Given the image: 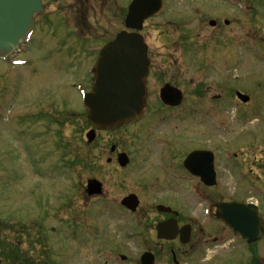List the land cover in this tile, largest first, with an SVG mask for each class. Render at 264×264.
<instances>
[{
    "label": "rangeland",
    "instance_id": "1",
    "mask_svg": "<svg viewBox=\"0 0 264 264\" xmlns=\"http://www.w3.org/2000/svg\"><path fill=\"white\" fill-rule=\"evenodd\" d=\"M41 1L47 8L36 18L40 24L37 29L49 23L41 29L44 33L35 34L31 51L16 59L27 65L12 67L0 61V219L6 218L4 225L0 224V244L16 246L21 257L28 261L122 264L120 260L116 262L114 253L110 252L116 250L118 243L124 254L131 253L135 257V246L146 244L142 240L148 239V230L141 225L140 229L129 230L134 235H142L141 238H126L128 218L119 217L115 212L120 210L106 205L107 201L81 200L82 183L85 186L87 180L98 177L109 198L137 191L144 210L153 211V204L163 192L170 193L172 189L148 188L137 179H128L126 189L112 188V170L100 166L105 164L108 154L100 157V162H96V154L109 152L111 145H117L120 151L131 152L137 159L136 152H157L156 135L145 131L147 125L140 123L117 132L97 133L91 144L86 143L85 135L90 128L74 86L82 85L85 90L88 87L87 76L95 54L123 29L127 0H115L109 11H94L92 6L97 8L94 1L89 2L88 10L82 8L81 20L88 21L92 31L89 30L90 38H85L83 43L80 41L81 44L75 42L79 35L74 38L69 35L61 18H68V9L67 20H75L76 15L71 10L73 0ZM263 1L164 0L161 14L144 28L146 44L155 53H172L175 47H180L179 53L185 45L183 37H188L185 43L192 46L195 60L186 52L180 63L181 70L190 75L195 65L196 73L201 62L205 71L195 74L197 82L203 80L208 85L223 81L226 84V107L197 109L195 116L200 117L201 112L202 117L208 118L209 145L228 154V167L223 170L226 199L257 203L262 207V214L264 185L251 186L254 179L243 176L253 177L255 173L264 184ZM56 6L57 12H53ZM225 19L229 22L226 27L222 25ZM210 20L219 24L216 30L208 26ZM88 54L94 57H86ZM190 88L187 87L189 92ZM236 91L248 95L250 102L239 103ZM43 113H48V119H42ZM223 122L225 124L221 125ZM243 154L248 156L244 162ZM249 158L254 163H248ZM138 175L144 180L147 174L138 172ZM184 192L190 194L188 189ZM92 205L103 208L95 209ZM105 207L109 209L106 212ZM207 207L195 204L194 213L202 212L204 216ZM137 219L133 218L130 223L134 226L140 221ZM38 222L45 225V235L43 229L38 230L41 229L36 226ZM23 224L28 226H24V231ZM202 225L209 234L221 232L222 227L216 221ZM98 246L105 248L101 251ZM250 250L264 260V240L251 248L236 240L216 253H200L202 258L206 254L210 256L207 263L195 256L186 264H251L247 258ZM0 260L7 263L1 256Z\"/></svg>",
    "mask_w": 264,
    "mask_h": 264
},
{
    "label": "flooded vegetation",
    "instance_id": "2",
    "mask_svg": "<svg viewBox=\"0 0 264 264\" xmlns=\"http://www.w3.org/2000/svg\"><path fill=\"white\" fill-rule=\"evenodd\" d=\"M90 1L97 3V8H93L92 6L94 11H97V9L103 11L108 9L107 11H109V8L112 7L115 2V0H73L71 10L76 15L73 22L67 20L69 16L68 9L66 8L68 18L62 16L63 22L66 24L69 35L73 36V38L79 35L75 39V42L79 44H81V42L83 43V40L86 38L84 37V33L86 32L84 29H90V26L85 23L84 19L81 20V10L82 8L88 10ZM78 18H80L79 24ZM36 23L38 27L39 22L37 19ZM144 31L145 30H143V35L145 37ZM145 33L147 32L145 31ZM175 48L176 50L172 51V53H155L152 52V49L148 45V95L144 115L139 123L129 125V127H131L138 126L140 123H145L147 128L144 130H149L152 136L156 135L155 147L157 148V152H136L137 159H135L131 152H119L118 146L115 145L117 150L115 152H99L98 155L96 154V162H100L98 161L99 158L108 154V156L105 157V164L100 166L112 170L110 179L113 182V189H126V183H129L128 179H137L143 186H147L148 188L172 189L170 193L169 191L163 192V196L159 197L160 202L158 204L170 207L173 211L178 213L175 219L177 220L179 228L183 226L190 227V244L183 246L180 244L179 239L173 242L158 240L155 242L152 241L153 238H151L152 240H145V248L141 249V253H150L153 256L154 264H173L174 260L186 257L190 250L200 243H203L205 249H208L207 243L210 241L224 242V237L226 235H221V232H230L227 227L221 226L220 235H218V233L214 235L207 233L202 228V223L204 222L203 213H194V207L195 204L207 205L209 210L208 221H211L215 219L214 212L217 204L234 201L232 199H226V193L223 187V170L228 167L226 164L228 163V154L227 152H219L216 147L212 148V146L209 145V143H211V132L207 121L208 118L206 116L202 117L201 112L199 114L200 117L195 116V111H197V109L226 107L228 102L226 84L223 81H220L218 84L210 83L208 85H205L203 80H198L197 82L195 74L197 75L199 71H205V69H203L204 63L201 62L198 65V73L194 72V61L193 71L190 75H187L185 71L181 70L180 63L186 52L190 54L192 58L195 57L191 52L193 48L190 45H182V51L179 53H177V50H179L180 47ZM199 77L201 76L199 75ZM165 86L170 87L169 89L180 91L182 94V101L179 105H173L171 107L161 102L159 93ZM187 87H191L190 92ZM224 124L225 122L221 125ZM178 136L186 138L180 139ZM121 153L126 154L129 160V164L124 168H121L117 163V156ZM193 153L194 155H191ZM196 154L197 156H195ZM190 155L191 158L188 161L187 167H185L183 163ZM243 157H245V159L242 160L244 162L248 156L243 154L241 158ZM248 163H254V161L250 159ZM250 166L254 167L253 165ZM138 172L147 174L144 175V180L141 178V175L137 176ZM250 172L253 171L250 169ZM134 173L137 174L132 176ZM197 173H203L204 181L200 175H196ZM243 177L248 180L253 178V184L257 182L258 184L264 185L263 180L260 179L261 177L255 173H253V177ZM97 180L103 185V194L99 197H92V199L85 197V195H83L85 191L84 185L82 184L81 189H83V192H81V200L84 201L86 198V200L90 201H107L105 203L115 205L125 196L136 194L140 201V207L134 214L127 213L126 211L125 214L130 217H139L142 221H147V218H150V224L147 223L145 226L149 224V227H151V234L155 232V225L158 222L173 217L171 214L163 215L154 213L150 208L144 210L143 201L141 197H139L140 194L137 191L134 193L129 191L122 194L120 197L111 196V198H109L103 182L99 179ZM213 180V185L206 183L207 181L211 182ZM181 186L183 187L180 188ZM179 189H181V191H179ZM185 189H188L189 195L184 192ZM120 209L124 211L121 206ZM202 218L203 220H201ZM130 226L131 224L128 222L127 228ZM113 253V259H115V256L120 258L124 257L118 254V251ZM139 257L140 255H135L134 257L132 254H129L124 257L123 264H141ZM0 262V264H4V262ZM37 263L41 264V262ZM14 264H20V262H14ZM174 264H179V262H174Z\"/></svg>",
    "mask_w": 264,
    "mask_h": 264
},
{
    "label": "water",
    "instance_id": "3",
    "mask_svg": "<svg viewBox=\"0 0 264 264\" xmlns=\"http://www.w3.org/2000/svg\"><path fill=\"white\" fill-rule=\"evenodd\" d=\"M162 9V0H132L125 19V27L140 31L143 22L158 14ZM42 10L40 0H0V58L5 59L23 42L34 27L33 16ZM214 26L215 22H210ZM147 49L143 39L134 32H122L114 41L105 45L92 69V89L84 96L83 105L87 112V120L93 130L87 135L88 141L94 138V130L114 131L123 125L139 121L143 115L146 100L145 80L148 76ZM161 100L165 104H173L177 99L169 89L161 91ZM237 98L247 103L249 98L240 93ZM178 100V99H177ZM177 101V103H179ZM114 151V148L111 149ZM197 156V154L195 155ZM122 158V159H121ZM120 165H127L124 155L119 158ZM204 180L203 173H198ZM203 175V176H202ZM206 179V177H205ZM214 181L206 182L213 185ZM87 194H101V185L96 181H88ZM134 195L125 198L121 205L134 212L138 207ZM161 213H171V210L158 206ZM217 218L226 223L248 244L259 241L264 228L253 206L237 204H221L215 212ZM177 234V225L173 222L157 226L159 239L171 240ZM189 232H181V243L187 244ZM148 255L143 257L144 264Z\"/></svg>",
    "mask_w": 264,
    "mask_h": 264
},
{
    "label": "trees",
    "instance_id": "4",
    "mask_svg": "<svg viewBox=\"0 0 264 264\" xmlns=\"http://www.w3.org/2000/svg\"><path fill=\"white\" fill-rule=\"evenodd\" d=\"M6 249H5V246L3 244H0V256L3 257L4 259H8L11 256L10 260H11V264H12V263H14L16 256L19 255L20 252L17 249H15V252L13 251V254L11 253V255L10 254L6 255V253H7V252L5 253Z\"/></svg>",
    "mask_w": 264,
    "mask_h": 264
}]
</instances>
